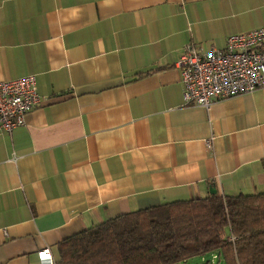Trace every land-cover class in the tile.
Masks as SVG:
<instances>
[{
  "label": "crops",
  "instance_id": "1",
  "mask_svg": "<svg viewBox=\"0 0 264 264\" xmlns=\"http://www.w3.org/2000/svg\"><path fill=\"white\" fill-rule=\"evenodd\" d=\"M262 25L264 0H0V80L40 97L0 131V264L212 186L264 192V86L185 104L177 66Z\"/></svg>",
  "mask_w": 264,
  "mask_h": 264
},
{
  "label": "trees",
  "instance_id": "2",
  "mask_svg": "<svg viewBox=\"0 0 264 264\" xmlns=\"http://www.w3.org/2000/svg\"><path fill=\"white\" fill-rule=\"evenodd\" d=\"M210 253L225 264H264V192H216L125 213L63 239L55 261L182 264Z\"/></svg>",
  "mask_w": 264,
  "mask_h": 264
},
{
  "label": "built area",
  "instance_id": "3",
  "mask_svg": "<svg viewBox=\"0 0 264 264\" xmlns=\"http://www.w3.org/2000/svg\"><path fill=\"white\" fill-rule=\"evenodd\" d=\"M184 84L185 104L211 107L214 100L252 92L264 86V25L228 36L224 48L202 51L184 46L177 61ZM40 101L34 75L0 80V131L25 123L26 114ZM209 149L212 140L207 141ZM41 264H56L49 248L38 252Z\"/></svg>",
  "mask_w": 264,
  "mask_h": 264
},
{
  "label": "rangeland",
  "instance_id": "4",
  "mask_svg": "<svg viewBox=\"0 0 264 264\" xmlns=\"http://www.w3.org/2000/svg\"><path fill=\"white\" fill-rule=\"evenodd\" d=\"M205 261L208 262L207 264H225L221 258L215 257L212 253L206 254L204 257L200 255L194 256L182 264H201Z\"/></svg>",
  "mask_w": 264,
  "mask_h": 264
},
{
  "label": "water",
  "instance_id": "5",
  "mask_svg": "<svg viewBox=\"0 0 264 264\" xmlns=\"http://www.w3.org/2000/svg\"><path fill=\"white\" fill-rule=\"evenodd\" d=\"M210 191H211L212 193H216V189H215V187L212 186V187L210 188Z\"/></svg>",
  "mask_w": 264,
  "mask_h": 264
}]
</instances>
